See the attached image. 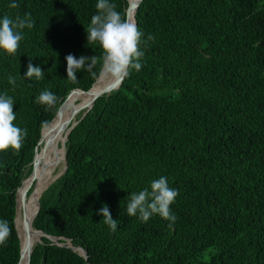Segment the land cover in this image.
I'll use <instances>...</instances> for the list:
<instances>
[{
  "label": "trees",
  "instance_id": "1",
  "mask_svg": "<svg viewBox=\"0 0 264 264\" xmlns=\"http://www.w3.org/2000/svg\"><path fill=\"white\" fill-rule=\"evenodd\" d=\"M15 2L0 0V19L31 13L35 24L21 30L15 55L0 49V95L13 98L14 123L28 130L19 151L0 152V220L11 228L0 264L19 260L16 191L42 130L71 90L91 88L103 56L86 31L98 0ZM110 2L126 18L129 2ZM134 18L142 67L79 115L65 140L66 169L41 193L32 222L75 251L41 236L29 264H264V0H140ZM69 54L96 56V76L67 78ZM29 61L43 79L26 77ZM115 83L109 76L104 88ZM45 89L59 97L52 109L36 102ZM161 176L179 192L176 221L128 216L130 194ZM105 205L116 231L99 213ZM22 207L20 196L18 226Z\"/></svg>",
  "mask_w": 264,
  "mask_h": 264
},
{
  "label": "clouds",
  "instance_id": "2",
  "mask_svg": "<svg viewBox=\"0 0 264 264\" xmlns=\"http://www.w3.org/2000/svg\"><path fill=\"white\" fill-rule=\"evenodd\" d=\"M11 8H18L19 5L13 0ZM98 13L91 17L90 25L86 28L88 33V44L99 43L103 49L100 74L102 76H111L115 80L122 81L130 75V70L139 71L142 67L141 58L144 52L140 50L143 33L135 23H130L122 18L116 5L110 0H98L96 4ZM35 21L28 13L23 18L17 16L15 21L5 15L0 19V49L8 55H15L20 48V42L24 39L21 30L25 27L31 29ZM149 40L154 39L151 35ZM67 60V78L77 80L76 72L81 70L89 71L93 77L96 72L93 67L98 63L96 56H80L77 59L69 54ZM44 71L40 66H33L29 61L27 65L26 77L41 80L44 78ZM9 83L15 85V77L9 75ZM59 101L50 90L45 89L36 98V102L47 106V109L54 108ZM14 100L6 92L0 95V152L9 148L19 151L23 145L24 139L28 135L27 129H21L16 126V113L13 110ZM150 189L145 188L141 191L132 192L127 203V215L137 216L143 222H147L155 214L171 222L176 221V216L172 213L171 205L179 195L178 190L169 186L166 177L161 176L153 180ZM103 215V222L109 226L112 231H116L118 223L113 219L107 205L99 209ZM172 224H169L171 227ZM11 234V228L6 220H0V246H6V242Z\"/></svg>",
  "mask_w": 264,
  "mask_h": 264
},
{
  "label": "bare ground",
  "instance_id": "3",
  "mask_svg": "<svg viewBox=\"0 0 264 264\" xmlns=\"http://www.w3.org/2000/svg\"><path fill=\"white\" fill-rule=\"evenodd\" d=\"M129 2V16H130V23H134V10H135V5L137 4L138 0H127ZM109 76H102L100 75V78L94 82V84L89 88L88 90H80V89H75L72 90L65 101L62 103L58 110V115H57V120H55L53 123L52 121L47 124L46 126L47 129H45V134L44 132V127L42 130V138L44 144L41 146L40 151L38 152L37 157L35 156L36 159H34V174L33 176L31 175L30 180L34 178V176L38 177L39 183L37 184V188L32 195H30V199L27 205H24V197H26L27 193V182L28 180L24 181V184H22V188L20 189L19 193L17 192V199L19 202V197L21 196V202L23 209L25 210V213H23L22 209V216L20 212V222L18 226V205H17V212H16V218H15V223L16 227L18 228V234L20 238V253H21V258L18 262V264H28L27 263V258H28V253L31 249V247L36 243L38 240V235H37V230L32 227V222H33V215L35 212V209L37 207V198L41 195V193L55 180V177L57 173L61 170L62 164L64 161V148L60 149L59 144L61 142L64 143L66 136L64 135V128L68 125V128L73 126L79 115L85 111L87 107H89L94 99L104 93L106 88L109 86L115 87L119 81L116 80L115 84L109 85L106 88H104L106 79ZM77 97V98H76ZM67 102V103H66ZM66 103V106L64 109L61 111L62 106ZM70 129V128H69ZM68 129V131H69ZM67 131V133H68ZM44 133V137H43ZM41 138V141H42ZM40 141V142H41ZM31 225L30 230L27 229V226ZM39 232V231H38ZM40 233V232H39ZM42 236V233L40 234ZM84 253V252H82Z\"/></svg>",
  "mask_w": 264,
  "mask_h": 264
},
{
  "label": "water",
  "instance_id": "4",
  "mask_svg": "<svg viewBox=\"0 0 264 264\" xmlns=\"http://www.w3.org/2000/svg\"><path fill=\"white\" fill-rule=\"evenodd\" d=\"M139 2H140V0H138V2H137V4L135 5V10H136V8H137V6H138V4H139ZM135 10H134V13H135ZM128 12H129V4L127 5V7H126V9H125V16H126V18H127V14H128ZM125 18V19H126ZM134 23H135V18H134ZM100 75L101 74H99V76H98V78L95 80V81H97L99 78H100ZM94 81V82H95ZM93 82V83H94ZM120 83H121V81L119 80V82L117 83V85L115 86V87H113V86H109L108 88H106L105 90V92L104 93H109L111 90H114V89H116V88H118V86L120 85ZM93 85V84H92ZM91 85V86H92ZM73 90H75V89H73ZM81 90V89H80ZM72 91V90H71ZM70 91V92H71ZM84 91V90H83ZM69 92V93H70ZM68 93V94H69ZM103 94V93H102ZM102 94H100V95H102ZM100 95H98L97 97H99ZM96 97V98H97ZM95 98V99H96ZM66 99V98H65ZM94 99V100H95ZM94 102V101H93ZM93 102H92V104H93ZM92 104L89 106V107H87L86 109H85V111L83 112V114H82V116L80 117V119L85 115V113L91 108V106H92ZM61 105V104H60ZM60 105H59V107H60ZM59 107H58V109H59ZM58 109H57V111H58ZM57 111H56V113H57ZM56 115V114H55ZM54 115V116H55ZM54 118V117H53ZM52 118V119H53ZM79 119V120H80ZM79 120H77L76 121V123L79 121ZM75 123V124H76ZM74 124V125H75ZM73 125V126H74ZM73 126H71L70 127V129H69V131L73 128ZM43 128V127H42ZM69 131H68V133H69ZM68 133H67V135H68ZM67 135H66V137H67ZM40 140V139H39ZM65 140H66V138H65ZM39 143V142H38ZM63 148H64V168H63V171H62V173L57 177V178H59L63 173H64V171H65V169H66V161H65V141H64V144H63ZM37 149V148H36ZM56 178V179H57ZM55 179V180H56ZM23 181V180H22ZM22 184V183H21ZM18 190V189H17ZM40 197V196H39ZM39 197L37 198V208H36V210H35V212H34V215H33V219H34V217L36 216V214H37V212H38V210H39V208H40V202H39ZM16 208H15V217H16V211H17V205H18V199H17V191H16ZM14 221H15V218H14ZM16 227V226H15ZM30 228H31V225H28L27 226V229H29L30 230ZM37 231H39L40 233H42V236H46V237H48L50 240H52L53 242H55L56 244H58V245H65L64 243H60V242H58L57 241V239H59V238H61V237H55V236H52V235H46L43 231H41V230H38V229H36ZM17 234H18V232H17ZM18 237H19V235H18ZM37 242H40V239L37 241ZM19 244H20V240H19ZM67 247H69V248H71V249H73L74 251H75V247H73V246H70V245H66ZM83 249V248H82ZM31 251H32V247H31V249H30V251H29V253H28V258H27V263L29 264V261H30V254H31ZM83 251H84V253H79V252H77L78 254H80V255H82L84 258H86L87 257V254H86V251L83 249ZM20 258H21V253L19 252V260H20ZM19 260H18V262H19ZM18 262H17V264H18Z\"/></svg>",
  "mask_w": 264,
  "mask_h": 264
},
{
  "label": "rangeland",
  "instance_id": "5",
  "mask_svg": "<svg viewBox=\"0 0 264 264\" xmlns=\"http://www.w3.org/2000/svg\"><path fill=\"white\" fill-rule=\"evenodd\" d=\"M77 98V97H76ZM66 106V105H65ZM64 106V107H65ZM64 109V108H63ZM62 109V110H63ZM58 118V117H57ZM56 118V119H57ZM70 128V127H69ZM68 125L64 128V135L66 136L67 135V131H68ZM44 132H45V130H44ZM47 132H45V134H46ZM43 137H44V133H43ZM44 142H46V140L44 141ZM44 142H43V138H42V141L40 142V148H41V146L44 144ZM63 142H61L60 144H59V148L60 149H62L63 148ZM39 151H40V149H39ZM37 154H38V152H37ZM36 157H37V155H36ZM36 159V158H35ZM34 164V163H33ZM63 168H64V163L62 164V171H63ZM59 173H60V171L57 173V175H56V177H55V179L58 177V175H59ZM33 174H34V167H33V170H32V173L30 174V178H31V175L33 176ZM27 178V179H25V181L26 180H28L29 182H27L28 184H27V193H26V197H24L25 199H24V205H27L28 204V202H29V199H30V195H32L31 193H29V191H30V189L33 187V190H32V193L35 191V189L37 188V184L39 183V180H38V177L37 178H35V176H34V179H32V180H30V178ZM55 181V180H54ZM53 181V182H54ZM23 184H24V182H23ZM23 205V204H22ZM22 211H23V213H25V210L23 209V207H22ZM37 232V235H38V240L40 239V233L38 232V231H36ZM37 240V241H38ZM36 241V242H37ZM58 241V240H57ZM64 244H68V240H66V243H64ZM69 245V244H68Z\"/></svg>",
  "mask_w": 264,
  "mask_h": 264
}]
</instances>
